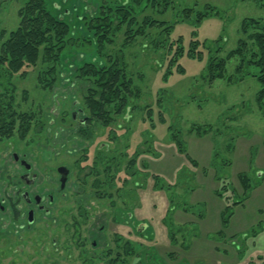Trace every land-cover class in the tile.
Wrapping results in <instances>:
<instances>
[{"label":"rangeland","instance_id":"obj_1","mask_svg":"<svg viewBox=\"0 0 264 264\" xmlns=\"http://www.w3.org/2000/svg\"><path fill=\"white\" fill-rule=\"evenodd\" d=\"M25 1L0 0V44L18 26L19 9ZM128 1L45 0L54 16L69 24L73 38L66 42L51 88L38 81L45 68L41 64L29 68L24 76L9 75L0 68V98L12 96L17 111L35 118L24 138L14 132L10 139L1 140L0 150L7 149L8 141H12L32 157L37 153L50 157L58 152V162L68 165L72 172L68 193L77 188L85 191L82 197L91 210L88 224L92 237L105 242L107 250L120 246L122 255L127 246L134 249L132 257L123 256L125 262L113 264H264V114L256 101L260 84L251 76L252 68L232 83L225 78L211 83L204 79L206 59L214 56V45L208 47L210 54L209 49L199 47L200 60L185 54L191 40L221 38L219 56L223 57L241 38L244 18L264 22V0H172L166 8L160 4L164 0H154L155 7L149 10L144 7L149 0H141L139 7L131 1L129 11L134 21L122 27L116 15L109 33L112 40L105 51L109 58L123 62L140 93L128 97L122 113L115 116L112 127L117 128L118 138L110 144L107 156L114 153V164L121 152L122 178L125 175L128 179L125 186L121 183V198L98 197L93 188H98L96 177L100 180L102 176H88L80 184L79 178L89 168L91 174L101 170L96 163L88 167L92 153L82 173L72 168L81 159L84 146L90 139L94 140L89 147L92 149L99 142L110 141L108 127L99 124L93 125L91 138L79 137L82 127L70 118L71 112L84 109V95L90 85V81L77 77L76 66L91 58L102 60L87 41L92 37L87 20L97 14L101 4L118 8ZM206 6L214 10L208 8L204 13ZM183 8H191L189 19L183 17ZM202 13L207 15L197 22L195 16ZM147 15L162 25L146 26L142 21ZM166 26H170L168 32L163 30ZM126 30L133 38L128 44L123 41ZM177 45L184 47V54L176 59L173 52ZM238 61L234 57L226 62V75L234 74ZM177 65L181 72L176 71ZM168 70L171 72L166 75ZM193 124L205 128L210 124L212 130L197 135ZM169 126L196 165L178 152ZM133 171L136 174L129 176ZM239 173L247 176L250 187L246 196ZM236 201L241 202L234 205ZM114 217L120 222L114 223ZM138 223L144 225L139 231ZM60 224L59 255L51 242H0V264H53L54 260L72 264L76 261V251L71 248L74 242L62 229V221ZM86 226L81 228L83 235ZM100 226L103 231L99 232ZM115 236L122 240L115 242ZM87 249L91 251L89 244ZM111 258L109 254L92 264H112Z\"/></svg>","mask_w":264,"mask_h":264},{"label":"trees","instance_id":"obj_2","mask_svg":"<svg viewBox=\"0 0 264 264\" xmlns=\"http://www.w3.org/2000/svg\"><path fill=\"white\" fill-rule=\"evenodd\" d=\"M131 1L135 4V7H139L141 3V0H129L126 5L121 3L118 8L110 4H101L97 14L87 20L86 28L92 35L87 41L94 46V51L96 50L95 52L99 53V59L102 60L98 62L96 58H91L82 61L76 66L77 77L90 81V85L84 95L85 107L82 109L90 118L85 126L79 124L82 128L78 131L79 137L85 140L92 137L93 125L98 124L105 129L108 127V138L110 136L118 138L116 128L112 127L114 118L122 113L128 97H137L140 93L138 88L133 85L132 77L126 72L123 62L116 58H109L110 55L105 51L106 44L111 43L112 40L109 33L113 26L114 17L116 15L117 17L119 16V27L124 26L123 23L128 25L134 21L132 12L129 11L131 9ZM170 3H172V0H164L160 4L166 8ZM145 6L146 10L155 7L154 0H149L146 5L144 4ZM183 9V17L189 19V15L192 13L191 8L189 10ZM207 9L214 10V8L206 6L204 13H207ZM204 13L195 16L197 22L207 15H203ZM142 22L146 26L162 25V23L158 24L155 20H149L148 15ZM166 27L163 30L168 32L170 26ZM125 32L123 41L124 44H128L133 38H131L132 35H130L131 32L129 30ZM138 33L141 32L138 31ZM240 33L241 38L238 39L236 47L227 51L223 57L219 56L223 50L220 42L221 38L214 41L203 40L202 42L191 40L188 43L185 54L190 58L200 60L202 59V50H199V47L209 49L208 47L215 46L213 48L214 56L209 55L206 59L204 74L202 75L209 83L223 78L229 83H232L235 79L241 80L245 74L250 73L252 68L251 76H254L260 84V88L256 93V101L264 114V22L255 18H244L241 22ZM134 34H137V31ZM72 38L69 24L54 16L46 5L45 0H26L19 9L18 26L15 30L10 31L6 39L0 44V68L6 70L9 75L18 74L24 76L29 68L41 64L45 68L44 71L40 72L38 81L43 84V87L51 88L54 82V76L52 75H54L56 68L60 65L59 62L66 47V42ZM174 49L173 53L176 59L184 54L183 46L177 45ZM210 53L209 49L208 54ZM234 57L239 60L234 74L226 75V62ZM175 58L169 61V66L173 64ZM182 70L181 66H176L177 72ZM170 72L168 70L166 75ZM45 79L47 82L43 83ZM2 97L6 99L0 98V140L11 137L14 132H18L20 138H24L30 129L31 123L35 120L34 116L27 112L17 111L13 107L14 100L12 96L5 94ZM147 115H151L150 109L147 111ZM70 118L72 121L79 123L78 120H73L71 116ZM205 126H208V128L193 124L192 128L197 135H202L212 130L210 124ZM168 130L178 152L184 154L190 163L196 165V162L186 153L184 144L177 137L178 134L172 132L171 126L168 127ZM109 140L111 139L109 138ZM133 161V159L129 160V164H132ZM226 164H229V162L226 161ZM135 174L136 172L134 174L129 173V176ZM127 179L124 175V178H122L124 186L127 183ZM238 181L243 188V195L246 196L250 187L246 174L239 173ZM99 183L97 180L95 187ZM240 202L236 201L233 204L236 205ZM226 207L228 209L229 206ZM222 220L225 222L226 218L223 219L222 217ZM127 248L126 251L124 250V257L127 254H131V246H127ZM110 263L113 264L114 262Z\"/></svg>","mask_w":264,"mask_h":264},{"label":"flooded vegetation","instance_id":"obj_3","mask_svg":"<svg viewBox=\"0 0 264 264\" xmlns=\"http://www.w3.org/2000/svg\"><path fill=\"white\" fill-rule=\"evenodd\" d=\"M70 115L73 120H78L79 124L83 126L88 124L90 118L81 108L71 112ZM8 138L10 139V137ZM109 138L111 139L109 142H99L93 149L89 148L94 143V140L90 139V143L84 146L81 159L72 165V168L75 167L77 174L82 173L87 166L88 162L86 163V161L89 160L90 153H92V162H89L88 167L91 163L94 165L96 163L97 166H101V170L91 174L92 169L89 168V171L79 178L80 184H84L88 176H102L100 180L96 177L100 183L97 185V189L93 188L98 193V197L121 198V180L124 171L119 163H122V154L120 152L119 156L117 155L116 162L113 164L111 160L114 153L110 152L111 156H107V154L111 148L110 144L115 142L117 137L110 136ZM1 140L0 143H2ZM8 144L7 149L0 150V222L4 221L0 223V242H51L55 254L59 255L58 232L60 221H62L64 224L62 229L67 231L69 239L72 240L70 242H74L71 248L76 251V261L74 260L73 263L92 264L93 260L102 261L109 254L113 256L111 262H122L123 255L119 249L120 246L116 245L115 251L107 250L105 242H97L92 237L90 224H88L91 219V210L86 206V198L82 197L85 191L82 192L77 188L68 193L66 187L72 172L68 165L58 162V152H52L50 157L42 153H37L32 157L25 151H20L12 141H8ZM102 149L105 150L104 153H101ZM103 156L106 158V162ZM108 160H110L109 163H107ZM81 161L85 162V165ZM62 173L63 183L61 182ZM89 193L90 195L94 194L93 192ZM113 221L114 223L120 222L118 217H114ZM84 225L87 226L83 235L81 228ZM140 225L137 224L138 231ZM98 229L99 232L103 231L101 226ZM115 237V242L122 240L121 236ZM87 244L91 251L87 249ZM6 246L7 250H10L7 243ZM62 248L65 252V248ZM124 250L126 251V249ZM137 251L136 246L135 252L137 253ZM13 252L16 250L13 249ZM133 253L134 249L131 248V254H127V257H132ZM54 261L53 264H58L57 260Z\"/></svg>","mask_w":264,"mask_h":264},{"label":"water","instance_id":"obj_4","mask_svg":"<svg viewBox=\"0 0 264 264\" xmlns=\"http://www.w3.org/2000/svg\"><path fill=\"white\" fill-rule=\"evenodd\" d=\"M61 168H63V167H61ZM259 175H260V174H259ZM61 182H62V183L64 182L63 173H62ZM143 227H144V225H140V228H139V229H142Z\"/></svg>","mask_w":264,"mask_h":264}]
</instances>
